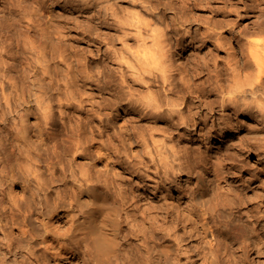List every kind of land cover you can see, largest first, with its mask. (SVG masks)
<instances>
[{"label":"bare ground","instance_id":"obj_1","mask_svg":"<svg viewBox=\"0 0 264 264\" xmlns=\"http://www.w3.org/2000/svg\"><path fill=\"white\" fill-rule=\"evenodd\" d=\"M73 1L77 2L76 5L80 10L92 6L89 0ZM40 4H37L40 6L39 12L43 9ZM169 4L171 6V3ZM151 10L153 12L155 9ZM106 11L104 19H113V27L115 26L120 32L117 34L129 35L120 19V12L114 7ZM31 12L30 8L29 14ZM33 12L35 14V10ZM116 12L119 14L117 15ZM58 13L60 12L56 13L57 16H62ZM136 15L138 18L137 13L133 17ZM53 16L56 17L52 14L51 17ZM69 16L73 17V15ZM141 16L142 14L139 18ZM163 16L161 15V18ZM179 17L171 22L166 20L169 22L165 21V25L160 28H157L159 23L158 26L154 24L156 27L151 30L154 31L153 44L144 48L140 46L141 52L138 49L139 61L142 64L145 61L149 64L154 62H149L148 57L151 53L157 54L155 56L159 57L158 62L156 61L159 66L153 67L157 70L147 67L143 69L145 66L142 67V64H140L142 69L139 65L136 66L137 69L133 66L139 63L134 61V65L130 64L133 70L136 69L135 74L144 81V88L149 98H142V91L138 93L132 88L128 90L127 93L131 95L128 96L123 89L125 87L123 82L126 81L124 76L123 84L121 83L119 87L115 86L117 93L112 96L113 101L119 105L124 104L123 107L124 101H127L128 108L124 112L130 117L113 130L107 127L105 130H96L94 127L95 129L91 128L90 132H83L81 120L62 115L58 118L56 105L65 109L67 113L68 108L75 106L73 103L82 102L78 98L77 91L71 89L72 87L75 89L77 75L74 72L79 71L75 69L82 65V61L77 58L75 63L70 61L73 56L66 53L67 50H63L62 35L56 36L54 31L47 30L40 37L41 43L38 44L36 40L19 42L16 45L17 52L12 55V44H9L7 39L0 44V103L3 101L6 110L14 114L12 120L10 118L4 120V126L7 125L4 132L6 134L0 133V264H242L247 260L249 253L248 239L253 253L264 255V214H262L264 209L263 211L256 209L258 212L255 211V214L252 211L253 219L249 221L244 218L240 210L229 212L226 203L232 202H229V199L225 202L223 195L213 198L209 190L211 185L209 186V181L205 180V174L209 172L211 166L223 163L227 158L233 159L235 155L229 152L223 153V156L221 155L209 166L208 158H202V155L194 152V148L191 150L185 148V151H181L176 147V143L179 142L176 138L179 136V130H188L192 127L198 137L207 139L212 133L232 127L238 112L263 111L264 102L252 104L246 100V96L260 93L264 100V69L261 63V60L264 62V45L261 46V51L257 50L258 53L255 54L254 50H250L251 56L247 57L248 59H242L241 63L238 61L235 64L231 63L228 67L227 72L231 74L235 84H221L217 81L209 88L194 87L188 84L186 75L176 76L179 68L175 66L174 57L178 49L186 44V42L184 44L185 37H189L191 42L196 40L204 42L216 33V29L210 25V28L202 34L186 28L181 30L177 27L179 23L177 20L181 19ZM29 18L30 20H25L29 21L26 26L30 25L26 28V32H22L23 34L40 27L30 15ZM75 19H78V16ZM150 22L145 24L147 28L152 24ZM257 26L255 28V25L251 31L246 30V34L264 31L263 24ZM59 29L58 31H61ZM140 29L138 33L143 34ZM218 35L215 40L213 39L215 48H229V42L222 38V34ZM141 38L144 40L142 41L144 45L148 44V41L145 42L148 38ZM238 48L242 54L245 53L244 43ZM111 51L109 48L106 49L104 56L111 55L113 52ZM8 54L15 60V65L7 62L5 57ZM153 56L150 58L155 57ZM26 58L29 62L23 65ZM94 61L97 62L95 59ZM98 64H93L97 68L96 74H93V70H89L91 67L89 69L86 67L82 77L86 81L98 82V87L104 88L110 83L107 79L109 72L107 73L104 63L103 66ZM253 66L256 68L253 69ZM185 72L190 74L191 71L185 69L182 74ZM241 78L249 82L248 88L242 86L244 83L240 85L243 80ZM153 87H156V90H153ZM91 92L93 91L87 89L84 94L91 96L96 93ZM195 93L202 97L199 107L205 102L207 107L205 105L202 107L212 113V111L217 112L218 109L214 105L219 103L218 111H231L232 114L218 116L209 125V114L206 116L202 114V110L199 111V107L194 106V102L191 101V95H196ZM217 94L223 95L221 99L211 101L212 98L208 97ZM32 101L34 104H31ZM77 103L78 108L83 107L82 104ZM175 130H178V133H175ZM175 139L177 141L174 143ZM182 179L187 180L188 183L182 184ZM241 202L244 203L243 200ZM258 203L257 205L260 206ZM240 230L246 233L244 239H242L243 232L238 233ZM183 234H188L189 239L197 241L198 246H190L189 249L183 243L186 239ZM228 234H234L233 240L227 237ZM247 235L249 238H246ZM234 242H238L236 248L233 246ZM236 252L240 254L234 256Z\"/></svg>","mask_w":264,"mask_h":264},{"label":"rangeland","instance_id":"obj_2","mask_svg":"<svg viewBox=\"0 0 264 264\" xmlns=\"http://www.w3.org/2000/svg\"><path fill=\"white\" fill-rule=\"evenodd\" d=\"M72 1L73 0H71V1L70 0H0V44L3 42H6V39H7L8 43L10 42L9 44H12V49H11V55H12L14 52H17L16 45L19 42L24 43L25 41L27 42V41L36 40V42L38 44L41 43L40 37L47 30L54 31V34L55 35L57 34L56 36H58V35L63 36V39H64V43L62 45L63 50L64 49L67 50L65 52L70 53L74 57V58L72 57V59H70V61L74 62V63L77 59H80L82 61V65L79 68L75 69V70H79V71L74 72L77 75L75 77V82H76L75 83V89H74V87H72L71 89L77 91L78 98H80V100H82V102L81 101H77V102L82 104L83 107L78 108L77 107L78 103L75 102V103H73V104H75V106H73V108H68L67 113H66L65 109L63 110V109L59 108V105H56L55 109H56V113H57L58 118H60L62 115V116L67 117V118L72 117L74 120H78V121L81 120L80 122L82 124L83 132H85V131L90 132L91 128H93V129L96 128V130H105L107 127L110 130H113V128L116 129L118 126H120V124L124 123L126 121V118H127V120L129 119L130 115H128L124 112V110L126 108H128V105H127L128 102L124 101L125 106L123 107L124 104H122V103L120 105L116 104L113 101V97H112L114 94L117 93L115 88L119 87L120 84L123 82V79H124L123 76L125 77V80H126L125 82H123L124 83L123 86H125L123 89H125L124 91L126 93L128 92V90H131V88H132V90L135 92H138V91L141 92L142 91V95H143L142 98H144V97H145L144 99L149 98V97H147L148 94L144 88V86H145L144 81H142L135 74L134 71L136 69L133 70L134 69L133 67L138 69V67L140 66V69H142L141 65H140L142 63L139 61L140 60L139 54L142 51L141 48H144V46H147V45L150 46L153 44L152 43L153 42L152 41L153 40L152 34L154 31H151V30L155 29L156 26L154 24L159 23V26L157 24V26H158L157 28H160V27L165 25L166 20H170V22H171L176 17H179L178 15L182 14L179 18L186 15L185 18L179 19L181 22L177 20V22H179L177 27H180L181 30H184L186 28V30L190 29L191 31H198L199 34H202L210 28V25H211V27H214L216 29V33H214L213 36L210 37L211 40L209 39V40H206L204 42H202V41L198 42L197 40L195 42H191V39L189 37H185L184 44H185V42H186V44L182 48L180 47L178 49V52L174 57L175 66L177 68H179V70L176 72V76L182 77V76L186 75V79L189 81V82L187 81L188 84H190L194 87L199 86V87L209 88L213 84H216L217 81H218V83H221V84H235V81L232 80L231 74L227 72L228 67L231 65V63L235 64V62H237V61L241 63V62H243L244 58L248 59L249 56H251V54H250L251 51H253V50H254L255 54L258 53L257 50L261 51V48L264 45V31L263 32H257L254 34L253 33L251 34V32L246 34V30L247 31L253 30L255 25H256L255 28L258 27L257 26L258 24H263V27H264V0H258V1L257 0H244V1L243 0L242 1L241 0H152V1L140 0V2H139V0H100V2H99V0L98 1L97 0H92V1L89 0L90 3H92V6L86 10H80L79 7H77V5H76L77 2L73 1L74 2L73 3ZM93 1H94V3H93ZM95 2H97V3H95ZM145 2H147V3H145ZM159 2H160V4H159ZM177 2L180 3L179 6H178ZM39 3H41L40 5L43 6V9L40 12H39L40 6L37 5ZM140 3H142V5ZM169 3H171V6ZM136 4L137 5L139 4V5L137 6ZM175 4L177 5L178 8L176 7ZM15 5H17L18 7H16ZM33 5H35V6H33ZM143 5H144V7H143ZM182 5H184V6H182ZM14 6L16 8H14ZM147 6H149L150 8ZM105 7H106V10H108V8H110V7H114L116 9V11L120 12V15H119L120 19L124 23V26L126 27V30H127L129 35L121 36L122 34L121 35L117 34V32H118V30H116L117 28L115 26L113 27V25H112L113 19H111V18H109V20L104 19V17L106 16V13H107V11L104 10ZM152 7H154V8H152ZM20 8H22V10ZM30 8L32 11L31 14H29ZM102 8H104V9H102ZM72 9H74V10H72ZM151 9H155V10H153V12H152ZM156 9H158V10H156ZM27 10H28V12L26 13ZM34 10H35V14L37 13L38 15L34 14V12H33ZM178 10H182L185 13H183L182 11H178ZM18 11H20V12H18ZM21 11H23L24 14L26 13V15H24ZM101 11H102V13H100ZM145 11H147V12H145ZM41 12H42V14L40 15ZM57 12H60V13H58V15L60 14L62 16H57V14H56ZM118 12H116L117 15L119 14ZM148 12H150L149 13L150 15L148 14ZM136 13L139 14L138 18L142 14L141 18L138 19L137 15L133 17V15H135ZM52 14L56 15L57 18L55 16H53L55 18L51 17ZM29 15L31 16V19L32 20L34 19V21L37 23L36 25L40 26V27L37 28V30H32V29H31L32 31L29 30L27 32L28 36H26L27 34H23L22 32L23 31L26 32V28L28 27V25H30V24H27V26H26V23H29V21L27 22V20H30ZM69 15H73V17L69 16ZM76 15L78 16V19H75V18H77ZM161 15L162 16L164 15L162 17L163 19L161 18ZM22 16H24V17H22ZM41 16H43V17H41ZM74 16H75V18H74ZM147 16L150 17L151 19L148 18ZM173 16H174V18H172ZM187 16H189V17H187ZM33 17H35V18H33ZM165 17H167V18H165ZM97 18L100 19L101 21L98 20ZM25 19H27V20H25ZM39 19L42 21L40 22ZM59 19H61V21ZM62 19H64V20H62ZM71 19H73L72 22H71ZM133 19H135V20H133ZM152 19H154V20H152ZM157 19H158V21H157ZM186 19H188V20L186 22H184L183 20H186ZM54 20H55L56 24H54L55 23ZM207 20L208 21L210 20L209 21L210 23L207 22ZM144 21H146V22L144 23ZM149 21H151L150 23H152V24L148 26L149 28H147L146 27L147 25H145V24L148 23ZM166 22H169V21H166ZM57 23H58V25H57ZM103 23H105V24H103ZM135 23H136V25H135ZM213 23L215 25L217 23V25L214 26ZM227 23H229V24H227ZM38 24H41V25H38ZM71 24L74 26H72ZM91 24H93V25L91 26ZM99 24H101V26ZM138 24H140L141 26H139ZM253 24H255V25L253 26ZM70 25L72 26V28ZM183 25H185V26H183ZM62 26H63V28H62ZM99 26H100V29H99ZM84 27H85V30H84ZM151 27H153V28H151ZM189 27H191V28H189ZM67 28H68V30H67ZM21 29H23V30H21ZM56 29H57V31H56ZM58 29L61 30L63 33L59 34V32H61V31H58ZM82 29L84 30V32ZM139 29L141 30V33H143V34H139L140 32L138 33ZM87 31H88V33H87ZM89 31H93V32H89ZM243 31H244L245 35H244ZM64 33L65 34L67 33V34L63 35ZM118 33H120V32H118ZM138 34H139L140 38H139ZM146 34L148 36H146ZM171 34H173V33H171ZM218 34H222L221 35L222 38L226 39V41L229 42V44H230L229 48H219V49L215 48V46H214L215 45L214 44L215 39L214 38H216ZM32 35H34V36H32ZM36 35H38V36H36ZM29 36L32 38H30ZM64 36H67V37L64 38ZM141 37H144L145 39L148 38L147 40H145V42L148 41L147 42L148 44L144 45V42H142L144 40ZM199 37H201V36L199 35ZM16 39H18V41ZM19 39H20V41H19ZM25 39H27V40H25ZM37 40H39V41H37ZM199 43H201V44H199ZM241 43H244V52H245L244 54H242V51L240 50V48H238ZM250 44H252V46H249ZM140 46H141V48H140ZM64 47H66V48H64ZM108 48L110 51L111 50L113 51V52L111 51L112 54L109 55L110 57L107 56V54L104 56V54H105L104 51L106 49L108 50ZM138 49H140V52ZM99 50L101 52H99ZM114 52H116L117 54H115ZM122 52H123V54H122ZM74 53H76V54H74ZM153 53H156V52L153 51ZM77 54L80 56H78ZM11 55L8 54V55H6L5 58L7 59L8 63L11 62L10 65H15L16 62L12 58ZM98 55H99V57H98ZM153 55L155 56L157 54L151 53L150 56L148 55L149 56L148 59H149V62H152V61H154V62L149 64V63H146V61H145L142 64V67L145 66V67H143V69H145L147 67V69L152 68L154 71L157 70V68L159 66L157 63L159 57L158 56L154 57ZM123 56H124V58H122ZM134 56H135V58H134ZM151 56H153L154 58H150ZM78 57H81V58H78ZM83 58H84V60H82ZM94 59L97 60V62L94 61ZM137 59L139 62L136 61ZM133 61L135 63L137 62L139 64L134 65ZM141 61H143V60H141ZM27 62H29L28 58L25 59L23 65H25V63L27 65ZM89 63L92 65H90ZM97 63H99L101 66H103V63H104L105 64L104 66H105L107 73L108 72L110 73V74L108 73V76H107V79L110 80V83L107 86H105L104 88L98 87L99 86L98 82H94V81H90V80L86 81V79H84V77H82V75L85 74L86 67L88 69L91 67V69H89V70L90 71L93 70L92 71L93 74H96L97 68L95 66H93V64L96 65ZM261 63H262L263 69H264V62H262V60H261ZM130 64L134 65L132 67L133 69L131 68ZM152 64H153V66H151ZM136 66H138V67H136ZM156 66H157V68L154 69L153 67H156ZM189 67L191 68V70ZM255 68H256V66L255 67L253 66V69H255ZM80 69H81V71H80ZM102 69H104V68H102ZM185 69L186 70L189 69V71H191L190 74H188V72H185L184 74H182V71H184ZM112 76H113V78H112ZM176 79L178 80V78H176ZM241 79H243V80H241ZM241 79H240L241 84L240 83L239 84L242 85V83H244L246 86L244 84L242 86H244L245 88H248L249 86H247V85H249L248 84L249 82L248 81L246 82V80L244 78H241ZM78 83H79V85H78ZM102 83H104V81H102ZM81 84H82V86H81ZM263 84H264V73H263ZM88 85H90V87ZM85 86H86V88H85ZM91 86H93L94 88ZM81 89L83 90V92H80V91H82ZM87 89L90 91L92 90L94 93L95 92L96 93L91 94V96H87V94H84V91H86ZM153 90H156V87H153ZM144 91H146V92H144ZM93 92H91V93H93ZM143 92L146 94L144 95ZM79 93H81V94L83 93V95H81ZM195 94L197 95L198 99H197L196 95L193 94V95H191V97H192L191 101L194 102V106L199 107L201 104L200 100L202 99V97L198 93H195ZM127 95L131 96L129 93H127ZM245 95H246V93H245ZM92 96H93V98H92ZM222 96L223 95H221V94H217V95H209L208 97L210 99L212 98L211 101H213L214 99H221ZM257 96H258V99H257ZM106 97H107V99H106ZM136 97H138V96H136ZM85 99H89L90 102H88L89 100L87 101ZM210 99L209 100L206 99V100L210 101ZM83 100H85V101H83ZM246 100H249L250 103H252V104H255L258 102H260V103L264 102V100H262V98L260 96V93L258 95L247 94ZM2 102L0 103V113L2 112L0 114V118L2 119V120L0 119V133L1 134H3L5 132L6 127H7V125L4 126L5 118H10V120H12V116L14 115V114L12 115V113H10L9 110H6V104L4 102L3 103ZM196 103H197V105H196ZM204 103L202 104V106L205 105V107H207L206 103L205 104ZM31 104H34L33 101ZM113 104H115L117 106L114 108L115 105H113ZM93 105L95 106L94 108H93ZM88 106H90V107H88ZM202 106L199 107V111L202 110V114H204L205 116L207 114H209V117L207 116L210 120L209 125L212 124L213 123L212 121H214L215 118H217L218 116H222V115L228 116V114H232L231 111H226V112H222L221 110L218 111L219 110V103H215V105H214V106H216L215 108L218 109L217 112L212 111V113L209 112V110H207V108H203ZM263 106H264V104H263ZM86 108H88V109L86 110ZM196 110H198V109H196ZM60 111H61V113H60ZM212 114L213 115L215 114V116H213ZM219 114H221V115H219ZM149 117H147V118H149ZM262 120H264V109L262 112H256V113H254V112L253 113L238 112L236 119L233 121L235 123H232V125L234 127L230 126L229 128H226L222 131V132H226V133L222 134L221 131H218L217 133H212V135L209 136V138L204 139V138L198 137L196 132H194L193 128L190 127L188 130H185V129H182L183 131L179 130L180 138H179V136L178 137L176 136V138H178L177 140L179 141L178 143H176L177 148H179L181 151H185L186 150L185 148L190 149V150L192 148H194L195 153L197 152V154H199L200 156L202 155L201 157L204 159L208 158L207 160L210 161L209 166H211V164L214 163L216 161V159H218L221 155L223 156V153L228 154L227 152H229L230 154L235 155V157L233 159L227 158L226 161H224L223 163H220V164L215 165V166H211L209 172L205 174V180L207 179L206 181L207 182L209 181L208 182L209 186L211 185L209 190H210V193L213 196V198H216L218 196L220 197L223 195V199L225 198L224 199L225 202L227 201L226 199H229V202H232V203H228V201H227L226 209H229L228 210L229 212L230 211H235V212L237 211L238 212V210L242 211L241 213L244 215V218L247 219L248 221L253 219L251 217L252 213L255 214V211L257 213L258 211H261V210L263 211V209H264V205H262L263 207L261 206V204H264V196H263V198H261L262 195H264V187H263V185H264V122ZM85 122H87V123H85ZM258 122H259V126H258ZM86 124H88V125H86ZM90 125H92V126H90ZM181 132H183V133H181ZM175 133H178V130H175ZM4 134H6V133H4ZM158 138H160V134H158ZM177 140L175 139L174 143ZM230 141H231V143H230ZM0 144H1V142H0ZM247 144L248 145L251 144L250 146L252 148L250 146H248ZM252 144H253V146H252ZM257 146H258V148H257ZM242 147H243V149H242ZM211 158L215 159V160H212ZM235 158H237V159H235ZM232 160H235V161H232ZM234 165H235V167H234ZM216 168L219 170V172ZM211 169H213V170H211ZM215 169L217 172L215 171ZM230 172H233V174ZM220 176L223 179L220 178ZM217 181H219V182H217ZM226 181H228V182H226ZM221 182H222L223 186L221 185ZM187 183H188L187 180L182 179V184H187ZM219 186L222 188H220ZM231 187H234V188H231ZM236 187H237V189H236ZM242 187H243V189H242ZM240 192H242L243 194ZM225 195H226V197H224ZM242 195H244V197ZM242 197L243 198L246 197V198L243 199ZM258 197H260V198H258ZM235 199H236V201H235ZM237 199H238V201H237ZM241 199L244 201V203L241 202L242 201ZM239 200H241V201H239ZM246 200H248V202ZM258 201L259 202L261 201L262 203L261 202L258 203ZM245 202H246V204H245ZM257 203L260 206H258ZM243 204H245V205H243ZM239 206H241V207L239 208ZM254 206H258V207L254 208ZM259 207L260 208L262 207V209H259ZM252 211H254V212H252ZM238 214H240V213H238ZM262 214H264V212ZM263 225H264V222H263ZM242 232L243 231L240 230L238 233H242ZM245 234L246 233L243 232L242 239H244ZM183 235L186 236V239L183 243H184V245H187L189 249H191L190 246H192V247L198 246V244H197L198 242L192 241L191 239H189L188 234H183ZM227 237L230 240H231V238L233 240L234 234H231V235L228 234ZM247 237L249 238L248 235L246 236V238ZM250 240H252V239L250 238ZM237 243L238 242H234L233 246L234 247L238 246ZM247 244H248L247 246H248L249 253L247 256V260L245 262L243 261L242 264H264V258H263L264 255H258L257 253H256L257 254L256 255L253 253V251L249 247V239L247 240ZM239 254L240 253L236 252L234 254V256H238Z\"/></svg>","mask_w":264,"mask_h":264}]
</instances>
